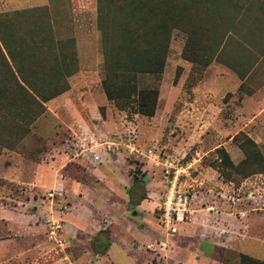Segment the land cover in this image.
I'll return each mask as SVG.
<instances>
[{"label":"rangeland","instance_id":"374dc122","mask_svg":"<svg viewBox=\"0 0 264 264\" xmlns=\"http://www.w3.org/2000/svg\"><path fill=\"white\" fill-rule=\"evenodd\" d=\"M176 2L185 15L183 27L192 25L193 19L199 27L198 40L203 48L198 52L199 62L193 64L182 59L189 34L174 29L159 82L150 76L139 78L141 88L157 86L159 89L155 115L147 118L134 114V105L130 102H109L113 116L105 127L110 130V137L106 141L96 140L102 141L96 149H102L109 158V166H106L109 177L97 175L104 170L103 157L95 156L93 151L77 155L74 152L79 148L75 134L83 135L89 126L92 128L90 122L98 117L94 109L88 111V107L85 109L80 104L86 86L77 87V93L70 98L72 104H78L76 108L70 101L55 103L50 110L45 104L46 112L23 138L16 140L17 135L11 136V145L28 158L46 163H59L64 159V169H58L55 174L53 165L49 164L44 174L45 182L51 183L55 176L61 182V178L67 176L88 187L82 188L84 194L77 193L81 198H72L66 186L35 194L23 185L4 184L7 190L14 192V198L1 199V202L15 210L19 218L33 213L37 206L52 216L40 217L44 229L34 237L32 245L27 246L34 247L28 251L30 261L27 263L36 258L39 239L45 241L41 243L46 246L43 264H175L174 260L178 259H181L180 264H236L240 254L264 261V163L229 169L224 171V179L216 170L219 148L226 150L235 165L244 159L243 152L232 141L238 133L257 145L264 160V119H250L257 108L246 95L264 85V54L259 52L264 41L260 42L256 36L252 45L240 47L243 37L232 33L234 41H230L225 52L216 59L217 43L230 27L220 23L215 26L216 19L193 0ZM232 2H253L251 23L247 24L259 28L256 32L264 30V0ZM109 9L112 11V7ZM224 10L228 15L235 12L231 7ZM110 11L107 26L113 31L112 23L119 20L114 12L110 15ZM14 13L0 14V21L13 19L12 24H1L3 34L19 35L25 34L29 27L42 28L41 36L52 49V56L67 57L73 50L77 57L79 47L86 67L89 59L96 56L90 65L93 69L85 68L79 76L77 60V71L66 80L69 84L73 75H77L91 88L102 90L103 38L98 28L96 0H49L48 6L26 10L20 18ZM241 14H235L236 19ZM204 26H212L214 31L207 41ZM187 55L193 57L190 53ZM226 62L235 64L242 72L248 70L247 80L235 94L223 89L226 84L221 78L224 71L228 69L235 74ZM254 62L256 65L252 66ZM52 63L54 59L46 55L44 60L37 59L34 66L45 68ZM59 64L64 70L63 62ZM99 113L106 119L105 107H99ZM14 114L10 111L6 120H17ZM10 130L5 131L10 133ZM91 138L87 143L94 145ZM62 153L75 156L88 165L78 163L79 160L68 162V157ZM173 160L177 168L185 171L179 177L178 187L188 196L193 214L178 225L175 235H169L160 226L159 206L168 184L165 164ZM251 171L259 173L249 175ZM2 187L0 184L1 192L5 191ZM74 201L75 206H81L75 214ZM73 215L83 226L70 223L67 217ZM56 225L60 229L51 234V227ZM185 228L191 231L184 235L181 231ZM18 236L14 233L10 237Z\"/></svg>","mask_w":264,"mask_h":264},{"label":"trees","instance_id":"16d2710c","mask_svg":"<svg viewBox=\"0 0 264 264\" xmlns=\"http://www.w3.org/2000/svg\"><path fill=\"white\" fill-rule=\"evenodd\" d=\"M96 3L98 28L103 38L104 78L101 81L103 93L108 102H130L134 105V114L151 118L156 112L159 89L157 86L141 88L140 76H150L159 82L174 29L189 34V42L182 52V59L193 64L199 62L198 52L203 49L201 40H198L199 27L194 24L195 19L193 22L191 20L192 25H188V28L183 27L185 15L179 10L176 0H96ZM193 3L202 5L204 12L216 19L215 26L220 23L231 29L224 33L217 43L214 50V54L217 52L216 59L225 52L229 42L234 41L232 33L243 37V43L238 45L240 47L252 45L256 36L260 42L264 41V30L256 32L259 28L256 29L254 24H247L252 19L253 2L239 4L232 0H193ZM108 7H112V11L108 10ZM228 7L235 12L228 15V11L224 10ZM109 11L110 15L114 12V17L119 20L112 23L115 27L113 31L107 26ZM24 13L26 11L16 12L14 15L20 18ZM239 13H242L241 17L236 19ZM3 22L12 24L13 19L10 20L9 17L0 21V150L14 149L11 145L13 142L11 136L17 135L16 140L23 138L33 123L46 112L45 104L69 89L66 78L77 71L75 51L72 50L67 57L52 56V49L48 48L45 37L41 36L44 29L29 27L25 34H3L1 31ZM212 29V26H204L205 41L210 40ZM259 52L263 55L264 47L259 49ZM46 55H50L54 63L45 68L34 66L37 59L44 60ZM59 62H63L64 70ZM255 63L251 65H256ZM226 66L241 81L238 88L240 91L247 80L248 70L242 72L231 62H226ZM253 92L254 90H251L246 95L250 96ZM10 111L15 113L17 120L11 122L6 120V115ZM10 123L8 128L11 130L7 133L5 130L8 128L5 127ZM240 138L242 141L239 142ZM232 141L243 152L244 159L235 165L226 150L219 148L216 170L220 177L223 178L224 171L229 169H243L252 164L264 163L257 145L243 133L235 135ZM256 173L259 172L251 171L249 175ZM238 264H264V261L240 254Z\"/></svg>","mask_w":264,"mask_h":264},{"label":"crops","instance_id":"0c3cea01","mask_svg":"<svg viewBox=\"0 0 264 264\" xmlns=\"http://www.w3.org/2000/svg\"><path fill=\"white\" fill-rule=\"evenodd\" d=\"M49 5V0H0V14H7V13H13V12H23L30 9L40 8L44 6ZM96 56H92V58L89 59L86 67L81 58V51L80 48L77 47V60H78V76L80 73L83 72V70L86 69H93L91 67V63L94 62ZM84 65V66H83ZM78 76H74L69 81L70 89L66 91L65 93L57 96L56 98L48 101L46 103L47 109L50 110V108L55 103H64L66 101H70V98H72V95L74 93H77V87H84L86 86V91H84L83 98L80 97V104L85 107V109L88 107V111L94 109L98 115L97 119L100 118V121L95 120V122H90L92 125V128L89 126L87 131L79 136L76 135L78 141L76 144H78L79 148L74 150L75 155L80 153H84L85 151H93L92 153H95V156H98L102 158L101 162L104 164V170L102 172H97L98 176L107 177L106 173V166L108 167V160L107 154L102 153V149H96L99 145H102L96 141L99 140H108L110 137V130H108L105 126L108 125L110 119L112 118V110L109 107V102L106 99L104 93L102 90L93 89L86 82H83V80H80ZM222 79L226 80V84H223V89L225 92L235 94L238 91V88L241 84V81L238 79V77L233 74L230 70L226 69L224 71L223 76H221ZM79 90V89H78ZM78 93H80L78 91ZM82 94V93H80ZM97 95V97H94ZM248 101L250 103H253L255 107L257 108L256 114L252 115L250 114V119L253 121L264 119V85L262 87H259L258 89L254 90V92L248 97ZM72 104V102L70 101ZM74 108L77 107V103L72 104ZM99 107H105V115L106 119L102 118L99 113ZM109 115L111 116L109 118ZM92 137V138H91ZM91 138L94 141V145L88 144V139ZM94 138V139H93ZM97 142V143H96ZM112 143V142H111ZM105 152V151H104ZM89 153V154H92ZM64 157H68L69 161H80L78 163L85 166L88 165L87 162H83L81 159L70 156L69 154L62 153ZM85 155H88V153H85ZM89 157V156H87ZM95 158V157H94ZM61 159V158H60ZM95 160H91V163H94ZM64 159L60 160L59 163H56L53 161L50 163L42 162L34 160L32 158L26 157L23 153H21L18 149H6L4 148L3 151L0 153V184H3V189L5 191H0V264H39L42 263L43 260L46 258V246L43 245L45 242L41 239H39V242L36 246L39 248L35 251V259H32V263H27L30 260L27 259L29 250L34 249L27 248V246L32 245L31 242L34 240V237L42 234L44 229L43 222H40V217L43 218L44 216L48 217L49 215H46V213L40 209L41 206H37V210L30 214H24L21 215L22 218L18 217L15 210L8 209L6 205H4L1 202V199H9L12 200L14 198V192L10 189H6L4 184H12L14 186L17 185H23L26 186L31 193H42L44 190L48 188H64L66 186L67 191L70 192L72 198H81L78 197L77 193L82 192V188H88L83 183H80L70 177H62L61 182L57 180V178H53V181L50 183L45 182L44 174L46 170H49V164H52L53 166V172H55L58 169H64L65 163L63 164ZM52 170V169H51ZM110 173V172H108ZM109 177V176H108ZM103 181V179H102ZM49 184L51 187H48ZM83 193V192H82ZM84 194V193H83ZM85 195L82 196L84 198ZM85 199V198H84ZM27 204V202H26ZM74 201L73 208H74V214L77 213V209L81 207L79 204ZM78 215V214H77ZM13 216V217H11ZM52 218V216H49ZM68 220H70V223H73L75 226H83V224L79 223L77 216H69L67 217ZM72 225V224H71ZM70 226V225H69ZM193 229V228H192ZM189 229L185 228L181 232L185 235L186 232ZM191 231V229L189 230ZM18 234L19 236L17 238H11L10 236L12 234ZM10 237V238H9ZM92 240V238H91ZM112 244V243H111ZM23 247V248H22ZM7 248V249H6ZM109 249L111 246L108 247ZM109 252V251H108ZM181 258V257H180ZM66 258H63V260ZM260 260V259H259ZM181 259L174 260L175 264H180ZM263 261V260H262ZM22 262V263H20ZM43 264V263H42ZM238 264V261L236 262Z\"/></svg>","mask_w":264,"mask_h":264},{"label":"built area","instance_id":"2783aa9c","mask_svg":"<svg viewBox=\"0 0 264 264\" xmlns=\"http://www.w3.org/2000/svg\"><path fill=\"white\" fill-rule=\"evenodd\" d=\"M175 161L166 162V180L167 186L161 197L159 206V223L160 226L169 235L177 233L179 224L185 223L192 216V211L189 207V198L178 187L179 177L185 171L182 168H177L174 165ZM51 234H55V230L60 229L59 225L51 227Z\"/></svg>","mask_w":264,"mask_h":264}]
</instances>
